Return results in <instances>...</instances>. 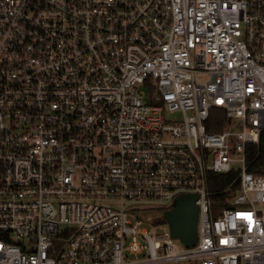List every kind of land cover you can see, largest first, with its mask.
I'll return each mask as SVG.
<instances>
[{
	"label": "built area",
	"instance_id": "2783aa9c",
	"mask_svg": "<svg viewBox=\"0 0 264 264\" xmlns=\"http://www.w3.org/2000/svg\"><path fill=\"white\" fill-rule=\"evenodd\" d=\"M262 133L264 0H0V264H264Z\"/></svg>",
	"mask_w": 264,
	"mask_h": 264
},
{
	"label": "water",
	"instance_id": "95a60500",
	"mask_svg": "<svg viewBox=\"0 0 264 264\" xmlns=\"http://www.w3.org/2000/svg\"><path fill=\"white\" fill-rule=\"evenodd\" d=\"M195 194H180L171 208L162 215L168 225L169 235L183 246L193 247L197 242V220L199 208Z\"/></svg>",
	"mask_w": 264,
	"mask_h": 264
},
{
	"label": "trees",
	"instance_id": "16d2710c",
	"mask_svg": "<svg viewBox=\"0 0 264 264\" xmlns=\"http://www.w3.org/2000/svg\"><path fill=\"white\" fill-rule=\"evenodd\" d=\"M225 119L222 117L219 111H212L210 114V119L207 124V131L210 133H219L224 128ZM247 161L249 164V170L253 173H258L261 171L262 167H264V133L261 135L260 143L258 146H251L248 149L247 153ZM237 171L233 170L227 174H216L212 173L209 176L210 179V190L213 192H221L219 196H214L221 201L226 199V195L224 192L227 189L238 191V183L235 181L237 176ZM235 181V182H234ZM228 193V192H227ZM229 198V197H227ZM225 202V201H224ZM164 211L161 210L160 214L162 217Z\"/></svg>",
	"mask_w": 264,
	"mask_h": 264
},
{
	"label": "rangeland",
	"instance_id": "374dc122",
	"mask_svg": "<svg viewBox=\"0 0 264 264\" xmlns=\"http://www.w3.org/2000/svg\"><path fill=\"white\" fill-rule=\"evenodd\" d=\"M147 217H150V219H154V223L148 222L146 220ZM161 214L160 211L154 210V212H131L128 213L127 218L135 223L137 220L141 221L142 227L145 229L151 231L154 235L162 237L166 235V228L163 227V219L160 218Z\"/></svg>",
	"mask_w": 264,
	"mask_h": 264
}]
</instances>
